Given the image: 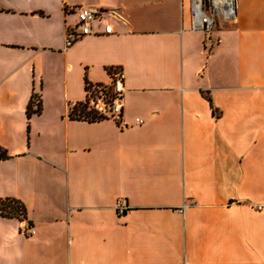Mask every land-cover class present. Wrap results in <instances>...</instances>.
<instances>
[{
    "label": "crops",
    "instance_id": "obj_1",
    "mask_svg": "<svg viewBox=\"0 0 264 264\" xmlns=\"http://www.w3.org/2000/svg\"><path fill=\"white\" fill-rule=\"evenodd\" d=\"M191 2L0 0V264H264V0L209 33ZM116 73L119 124L68 118Z\"/></svg>",
    "mask_w": 264,
    "mask_h": 264
},
{
    "label": "built area",
    "instance_id": "obj_2",
    "mask_svg": "<svg viewBox=\"0 0 264 264\" xmlns=\"http://www.w3.org/2000/svg\"><path fill=\"white\" fill-rule=\"evenodd\" d=\"M75 15L77 25L67 29L65 48L72 46L84 37L93 35L92 24L97 22L101 16L100 13L85 8L77 9ZM191 16L194 29L209 33L218 19L222 24H230L234 20V0H192ZM103 34H112L111 25L104 26ZM108 86L113 95L110 104H106L101 98H95L89 101V107L99 115L119 124L123 95L121 74L116 73ZM116 210L121 215L126 210L125 204H117Z\"/></svg>",
    "mask_w": 264,
    "mask_h": 264
},
{
    "label": "trees",
    "instance_id": "obj_3",
    "mask_svg": "<svg viewBox=\"0 0 264 264\" xmlns=\"http://www.w3.org/2000/svg\"><path fill=\"white\" fill-rule=\"evenodd\" d=\"M85 99L83 102L75 103L69 108L68 118L73 121H82L87 123H98L107 120L106 117L99 115L89 107V101L95 98H101L106 104H110L113 98L111 89L108 85L90 84L85 81L84 84ZM40 101L36 95H32L26 109L27 117L37 115L40 112ZM7 157L0 151V160ZM0 218L14 219L17 221H26L27 212L23 203L14 198L0 199ZM30 225V223H28Z\"/></svg>",
    "mask_w": 264,
    "mask_h": 264
}]
</instances>
